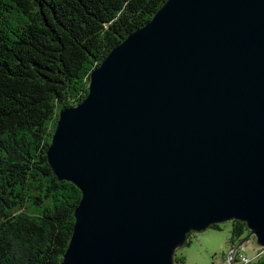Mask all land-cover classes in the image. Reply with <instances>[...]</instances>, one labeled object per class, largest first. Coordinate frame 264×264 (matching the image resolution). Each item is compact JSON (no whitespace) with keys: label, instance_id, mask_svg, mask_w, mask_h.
I'll list each match as a JSON object with an SVG mask.
<instances>
[{"label":"water","instance_id":"obj_1","mask_svg":"<svg viewBox=\"0 0 264 264\" xmlns=\"http://www.w3.org/2000/svg\"><path fill=\"white\" fill-rule=\"evenodd\" d=\"M47 159L82 193L60 264H174L234 220L264 248V0H168L60 111Z\"/></svg>","mask_w":264,"mask_h":264},{"label":"trees","instance_id":"obj_2","mask_svg":"<svg viewBox=\"0 0 264 264\" xmlns=\"http://www.w3.org/2000/svg\"><path fill=\"white\" fill-rule=\"evenodd\" d=\"M167 1L0 0V264L62 261L82 193L47 159L59 113L85 100L92 71ZM247 231L232 221L231 246Z\"/></svg>","mask_w":264,"mask_h":264},{"label":"rangeland","instance_id":"obj_3","mask_svg":"<svg viewBox=\"0 0 264 264\" xmlns=\"http://www.w3.org/2000/svg\"><path fill=\"white\" fill-rule=\"evenodd\" d=\"M218 226V229L210 227L201 232H191L190 243L180 246L175 254L185 258L184 264H216L217 260L222 259L223 255L227 254L231 248L232 222H223ZM249 231L244 234L243 240H246L244 243L246 254L253 257L259 250V245L255 236H250Z\"/></svg>","mask_w":264,"mask_h":264},{"label":"built area","instance_id":"obj_4","mask_svg":"<svg viewBox=\"0 0 264 264\" xmlns=\"http://www.w3.org/2000/svg\"><path fill=\"white\" fill-rule=\"evenodd\" d=\"M237 246L236 248L235 246H231L229 252L224 254L222 259L217 260L216 264H253L264 254V248L259 247V250L252 257L246 254L245 244Z\"/></svg>","mask_w":264,"mask_h":264}]
</instances>
